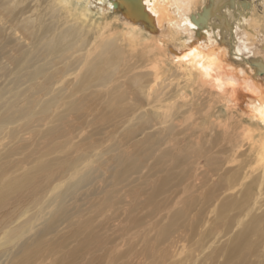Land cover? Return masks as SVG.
I'll return each mask as SVG.
<instances>
[{
	"label": "rangeland",
	"instance_id": "rangeland-1",
	"mask_svg": "<svg viewBox=\"0 0 264 264\" xmlns=\"http://www.w3.org/2000/svg\"><path fill=\"white\" fill-rule=\"evenodd\" d=\"M59 67L43 81L0 74V264H264L255 241L233 249L238 210L218 209L237 186L221 177L234 164L217 131L182 107L162 124L140 121L158 104L129 88L116 104ZM128 154L139 163L124 169Z\"/></svg>",
	"mask_w": 264,
	"mask_h": 264
},
{
	"label": "bare ground",
	"instance_id": "bare-ground-1",
	"mask_svg": "<svg viewBox=\"0 0 264 264\" xmlns=\"http://www.w3.org/2000/svg\"><path fill=\"white\" fill-rule=\"evenodd\" d=\"M60 63L76 69L78 89L103 86L117 104L129 88L158 104L140 121L162 124L182 107L217 131L234 164L221 177L237 186L218 209L238 210L233 249L255 241L251 252L264 259V0H0V74L43 81ZM6 101L4 114L17 105L15 95ZM118 159L124 169L139 163L134 154Z\"/></svg>",
	"mask_w": 264,
	"mask_h": 264
}]
</instances>
